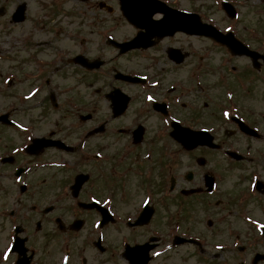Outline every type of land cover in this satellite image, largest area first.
I'll use <instances>...</instances> for the list:
<instances>
[{"label":"flooded vegetation","instance_id":"1","mask_svg":"<svg viewBox=\"0 0 264 264\" xmlns=\"http://www.w3.org/2000/svg\"><path fill=\"white\" fill-rule=\"evenodd\" d=\"M16 1L0 4V264H96L85 250L131 264L182 238L201 249L222 225L232 243L235 217L264 212L263 22L230 21L252 51L233 53L179 28L181 11L202 17L184 0H147L139 23L121 0H85L30 24Z\"/></svg>","mask_w":264,"mask_h":264},{"label":"rangeland","instance_id":"2","mask_svg":"<svg viewBox=\"0 0 264 264\" xmlns=\"http://www.w3.org/2000/svg\"><path fill=\"white\" fill-rule=\"evenodd\" d=\"M39 0H28L29 2V7L28 10L30 12V19L33 20L35 16H37L40 12L37 10L38 5L37 2ZM232 1L233 3L235 2L238 6L237 9L238 11L242 14V18H247L249 23H251V29L258 28L255 25H258V23L263 22L264 23V0H229ZM17 2V1H16ZM15 2V3H16ZM20 0L17 2L19 3ZM185 5L190 8L194 7L199 11L200 14L204 17L205 20H208L212 24H217L218 27L221 29H227L230 26V21H232L230 18L227 17L226 12H223L221 9V3L223 0H184L183 1ZM2 3V0H0V4ZM11 4V7L9 9H4L3 11H7L6 14L10 13L15 5L17 4ZM41 10V15L45 14L46 12H49L53 8L50 6V8H39ZM61 14L66 15L69 11V13H73L74 17H77V14H80L81 12L87 11L88 9L85 7L84 3L80 2L79 0H64L63 7H61ZM1 13V12H0ZM60 15H58V12H56V17L59 18ZM29 17V16H28ZM2 23H3V17L0 16V31L2 28ZM30 24V22H28ZM30 27V26H28ZM124 33L125 34H131L132 29L124 24ZM205 47L207 48H214L212 47L209 43L206 42ZM5 59L0 60V68L6 67L8 61ZM104 104V103H103ZM231 181L228 183H223L220 184L219 189L224 190V189H229L231 186ZM220 193V192H219ZM257 206V205H256ZM261 209L264 210V206L260 207ZM252 216L246 215V214H241L240 216L242 217L241 219L240 216L235 217V222L233 223L234 225V230L236 233L240 235L239 238V243L248 244V248L244 252H240L238 249L236 250V246L234 244L233 248H226L225 250L221 251V249L217 246H210L208 247L205 246V251H199L198 249L192 247V246H180L178 247L177 250L169 251L167 253H156L153 258V262L151 264H238L239 260H243L246 264H251V260L253 259V255L257 251L264 252V242L261 240L259 241L260 244L258 246H250L251 242L249 240V236L247 235L248 228L247 224L251 229L255 228L257 231V234L259 235L260 238H264L263 235L260 233V228L262 225H264V212H261L257 210L255 213L251 214ZM207 219L208 216L204 215L202 216V219ZM202 219L200 222L201 227H205V224L202 223ZM251 223V224H249ZM168 225H171L170 227L175 233H178L181 231L180 227H174V222L171 223L170 220L167 221ZM51 226V225H50ZM47 227V230L49 232L50 229ZM0 246L2 245H7L8 244V238H7V233L9 226L6 227L4 231V226L3 224H0ZM118 227L111 228V241L108 240V243H111L113 240L116 242V244L121 243V238L123 231H118ZM253 231V230H252ZM45 233V232H44ZM126 233V231H125ZM89 232H84L82 233V236L80 239H82L84 236L88 235ZM211 234V233H207ZM90 236L88 237L87 240H89ZM9 245V244H8ZM2 248V247H1ZM8 248V247H7ZM85 253H87L88 258L92 259H98L99 261H96V264L101 263V259L97 257L95 253H93L91 250H85ZM218 254L215 256L214 254ZM199 254V256H197ZM110 254H108L106 257L104 256V259L110 262V264H127L125 263L124 260H121L120 258L116 257H109ZM103 259V260H104ZM101 260V261H100ZM56 262H59V257L56 258L53 263H48V264H55ZM90 263V261H89ZM47 264V262H45ZM259 264H264V262H260Z\"/></svg>","mask_w":264,"mask_h":264},{"label":"water","instance_id":"3","mask_svg":"<svg viewBox=\"0 0 264 264\" xmlns=\"http://www.w3.org/2000/svg\"><path fill=\"white\" fill-rule=\"evenodd\" d=\"M146 1L147 0H122L121 4L124 10V14L130 20V22L137 23V21L141 22L144 20L142 19V15L144 13L143 11L145 7H147ZM223 7L230 16L232 17L235 16L236 11L233 5H231L229 2H224ZM25 11H26L25 4H22V6H19L17 8V12L14 15V19L18 21L23 20V18L25 17ZM178 25H180L182 28L186 29L190 33L191 32H195L199 34L203 33L212 36L213 38L215 37L217 40L226 43L228 46H230L231 49H236L237 46H240L238 42H236L233 39V35H231L230 33L222 35L221 32L217 30L215 26L201 22L199 16L196 14H192V13L186 14V17L183 16L181 22ZM136 41H138V39L124 43L123 45L125 47L124 50L132 46H136L134 44V42ZM241 50H242L241 47H239L238 51L240 52ZM15 242H16V248L24 251V248L22 247L23 240L19 242L16 239ZM260 257L262 256L257 255L255 262H257V260L260 259Z\"/></svg>","mask_w":264,"mask_h":264}]
</instances>
